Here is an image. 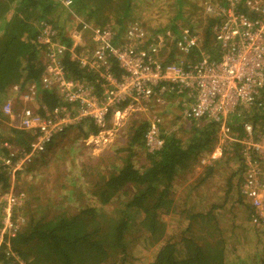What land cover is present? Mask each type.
Segmentation results:
<instances>
[{"label": "trees", "instance_id": "1", "mask_svg": "<svg viewBox=\"0 0 264 264\" xmlns=\"http://www.w3.org/2000/svg\"><path fill=\"white\" fill-rule=\"evenodd\" d=\"M71 1L72 5L66 8L60 4V0H0V109L11 96L12 86L19 85L21 89L26 84L38 86L44 72L41 49L37 43L39 22L46 21L51 24L57 31L58 42L69 47L71 41L66 35L64 26L59 25L56 18L52 17L57 11H70L76 15L78 13L80 17L87 20L86 22L100 28H105L109 21L110 28L115 33L113 35L115 39L124 31V22L134 19L132 15L134 0H118L112 18L114 20H108L106 17L101 24H98V18L105 12L104 6H111L114 0ZM91 1L92 4L89 5ZM211 1L214 2L213 4L220 5L216 3V0ZM244 1L241 2V9ZM223 3L224 1L221 0V4ZM136 8L140 9L139 5ZM244 12L247 13L248 9ZM69 21L72 22L70 17ZM219 22L216 17L209 18L207 31L202 34L203 49L211 55V58L217 56L214 43L211 41L212 28ZM168 29L175 33L177 30L171 23L168 27L160 28L156 34ZM62 61L68 78L84 81L90 85L95 84L97 75L81 68L75 60L70 59L68 52L65 53ZM107 65L111 68L113 76L119 79L121 71L115 61L111 59L107 61ZM96 86L101 92L99 83H96ZM260 97L264 101V89ZM39 103L48 109H53L60 104V101L54 93L41 91ZM19 104L18 100H15L14 113L21 110L17 108ZM125 105L123 104L120 110ZM177 108L180 110L179 105ZM251 111L253 115L246 120L252 122L254 127L263 125L264 112ZM38 113L43 112L38 110ZM180 117L188 123L177 124L175 130L162 131L160 123L158 124V138L162 145L160 149L152 152H148L145 146V135L150 123L132 121L129 133L125 135L127 154L119 157L118 163L112 162V170L104 172L105 174L99 168L95 173L84 172L91 178V180L88 179L91 188L76 189L72 198L82 203L79 207L67 206L66 197H59L58 192L62 187H59L57 191L48 190L47 192L45 187L35 190L32 183L26 185V197L23 199L21 208L15 209V213L19 210L26 222L19 227L14 237L4 238L0 246V264H17L13 257H8L5 253L8 248L24 264H129V262L137 261L133 259L132 251L129 252L134 243L138 242V238L132 239L130 234L137 226L143 235L140 245L145 252H149V248L152 249L149 254L150 264H264V249L262 257L256 254V259L248 260L249 257L242 258L237 255L236 246H228L224 243L221 237L222 229L217 228L224 220L213 210L205 213H189V223L181 236L182 246L170 239H165L166 226L160 216L163 211L168 214L174 210L175 178L192 171V168L199 164L201 156L213 149L220 126L218 122H207L203 119L189 120L182 114ZM0 119L10 122L1 111ZM82 124L83 122L77 126V129L84 137L89 133H97L98 127L93 122L84 121V125H89V133L81 126ZM227 124L232 131L242 135L240 118L230 115ZM9 131L11 138L0 135V154L9 153L7 149L1 147L3 142L18 148L21 153H29L36 135L15 127H11ZM139 146L147 151L145 155L147 165L136 168L132 163V157ZM235 146L237 148L232 149V156L228 157L227 161H233L239 166L237 165L238 168L233 170V174L227 179L229 187L233 178L236 177L237 181L241 182L245 176L244 161L239 150L241 147L238 144ZM19 157L16 155L10 159L15 161ZM213 169V166L206 168L207 177ZM99 172L100 175H98ZM8 173L6 165L0 164V186L3 191L9 188ZM205 178L204 176L198 182L201 184ZM49 194L59 197L56 198L58 208L40 215L37 211H28L37 202L34 196L41 200L42 195V199L48 202L44 205V210H51L54 201ZM238 195L237 202L245 205L247 210L245 219L251 221L254 211L240 191ZM106 205H111V211L103 209ZM234 217L237 218V216ZM11 218L16 221L15 214ZM135 219L139 221L137 225L134 223ZM192 227L194 229L200 227L210 234L218 232L219 240L209 241L202 236L190 237ZM261 232L264 233V228Z\"/></svg>", "mask_w": 264, "mask_h": 264}, {"label": "built area", "instance_id": "2", "mask_svg": "<svg viewBox=\"0 0 264 264\" xmlns=\"http://www.w3.org/2000/svg\"><path fill=\"white\" fill-rule=\"evenodd\" d=\"M223 1L221 4L220 0V5L208 3L204 7L209 18L216 17L220 21L212 28L211 35L217 52L215 58L203 49V37L189 29L149 34L141 24L135 23L124 29L121 38L115 39L110 26L88 25L70 13L71 23L80 35L90 33V47L75 54L78 47L74 52L73 36L79 39L78 31L66 33L71 41L66 47L56 39L57 31L53 26L41 21L37 43L44 72L38 86L26 84L23 89L19 85L12 86L11 96L0 111L10 123L17 122L15 128L34 131L36 137L31 149L37 148L39 152L52 139L86 120L98 129L103 128L106 120L117 115L123 104L126 105L122 110L140 109L147 104L165 109L170 99L177 100L184 118L218 122V141H234L240 145L245 176L239 191L254 211L253 222L264 228V123L254 127L246 120L253 115L251 110L264 112V101L260 97L264 88V1L245 0L242 9V0ZM60 4L69 8L72 1L60 0ZM247 9L248 12H244ZM66 52L81 68L97 75L94 85L67 77L62 61ZM111 59L121 71L119 79L107 65ZM41 91L54 93L60 104L53 109L41 105ZM15 100L24 104L17 113L13 111ZM38 110L43 113L39 114ZM230 115L240 118L242 135L228 126ZM159 123L154 117L148 126L145 135L148 152L161 148ZM4 146L10 153L9 159L25 154ZM22 197V193L8 195L7 208L0 209V246L5 237H14L19 229L11 212ZM5 253L17 264H24L9 248Z\"/></svg>", "mask_w": 264, "mask_h": 264}, {"label": "rangeland", "instance_id": "3", "mask_svg": "<svg viewBox=\"0 0 264 264\" xmlns=\"http://www.w3.org/2000/svg\"><path fill=\"white\" fill-rule=\"evenodd\" d=\"M263 1L264 0H258L257 2L261 3ZM219 2L220 0H216V3ZM208 3L213 4L214 2L211 0H134L132 8L134 19L125 21L124 29L131 24L137 23L139 25L141 24L143 29L149 34H153L160 28L168 27V25L172 23L176 29H189L199 34V36H202V34L207 31L209 18L204 12V7ZM91 4L92 1L89 5ZM116 4H118V0H114L111 6H104L105 12L98 18V24H101V21L106 17H108V20L113 18ZM138 5L140 9L143 7L141 12L140 9L136 8ZM72 13L75 14L74 12ZM69 14L70 11H57L52 17L56 18L59 25L64 26L67 34L78 31L77 34H79L78 36L80 38L76 39L75 35L73 36L75 40L73 45L74 52L78 47L76 49L77 52H75L76 54L90 47L88 41L90 39V33L86 31L87 33L85 32L84 35L81 33L80 35L79 30L76 29L73 23H70ZM76 16L83 23L95 26L94 24L86 22L87 20L80 17L78 13ZM109 24L108 21L106 25L110 26ZM122 33L119 35V38L122 37ZM176 101L177 100L174 99L171 100L169 107L165 109L147 104L142 105L140 109L139 107H132L128 110H120L118 115H113L106 120L103 128L96 129V134L89 133V125H84L83 122L81 126L88 131L89 134L87 136L84 137L79 132L77 129L78 125L73 126L57 136L55 138L57 141L55 142V140H53L43 151L37 152V148L36 150H34L35 148L31 149L29 153L23 154L15 161L9 159L8 156L10 153L7 155L0 154V164L6 165L9 171L8 190L3 191L0 186V209L1 207L7 208L5 205V198L8 197V195L22 193L23 197L12 206L11 216L15 214L17 225H19V227L23 225L26 221L19 213V207L26 197V185L31 183L35 190L45 187L47 192L48 190L57 191L59 187H62L60 189L61 191L58 192L59 197H66L67 206L79 207L82 203L72 198L77 191L76 189H78V187H84V189L91 188L89 185V180H91V178L85 175L84 172L95 173L99 168L100 171L105 174L109 170H112V162L118 163L119 157L127 154L125 150L127 146L125 135H128L132 121H147L150 123L154 117H157L162 131L175 130L177 124L186 125L185 123H188L180 117V110L177 108ZM18 102L20 104L17 105V108L22 109V101ZM34 109H36V106ZM194 124L197 125L198 123ZM11 127H15L14 123L12 124L9 121L0 119V135L5 138H11L12 135L9 131ZM25 131L31 135H33L34 132L33 130ZM182 136L184 137V133H182ZM235 144L238 143L234 141L221 143L216 138L213 149L201 156L199 164L195 165L192 171L175 178L173 183L174 210L172 213L168 214L163 211L160 216L161 221L166 226L165 239H170L172 242L182 246L181 236L189 223V213H205L213 210L215 214H219L223 217L221 219L224 221L220 222L217 228L222 229L221 237L225 244L227 243L228 246H236L235 251L237 255L242 258L245 256L249 257L248 260L256 259V254H258V257H262L264 233L261 232V230L263 227L261 228V226L255 224L253 220L247 221L245 219L247 213L245 205L237 202L241 182L237 181L235 177L230 183L231 187H229L227 183V179L233 174V170H236L239 166L233 161H227V158L232 156V149L236 147ZM4 145L10 146L8 142H3L1 147H5ZM18 150V148H11L12 152ZM135 151L136 154L132 157L134 166L140 168L147 165L145 157L147 151L140 146L137 147ZM210 166H213L214 169L207 177L206 168ZM100 174L99 172L98 175ZM204 176L206 178L200 184L198 181ZM42 196L41 200L34 196L37 202L36 204L33 202L35 206L30 208V210H28L29 212L37 211L39 212L38 215H40L54 211L55 208L59 207V204L56 203V198L59 197L49 194L52 201H54V206L51 210H44V205L48 202H45ZM213 207H215V209H213ZM16 208L19 210L15 213ZM103 209H106L105 211H111L112 207L111 205H106ZM234 216H237V218L235 219ZM25 217L28 218L29 216ZM138 222L139 221L135 219L134 223L136 225ZM190 231V237L195 236L198 238L202 236L209 241L212 239L219 240L218 232H211L210 234V232L200 227L196 229L192 227ZM130 234H132V239L138 238V242H135L134 246L129 250V252L132 251L131 255L133 259H137V261L129 262V264H150L149 254L152 249L149 248V252H145L142 245H140L143 236L142 231L137 226ZM231 257H233L232 254Z\"/></svg>", "mask_w": 264, "mask_h": 264}, {"label": "clouds", "instance_id": "4", "mask_svg": "<svg viewBox=\"0 0 264 264\" xmlns=\"http://www.w3.org/2000/svg\"><path fill=\"white\" fill-rule=\"evenodd\" d=\"M263 89H264V88H263ZM55 138H56V137H55ZM55 138L52 139V141L55 140ZM52 141H51V142H52ZM56 141H57V140H55V142H56ZM51 142H50V143H51ZM50 143H48V144L46 145L45 149L48 147V145H49Z\"/></svg>", "mask_w": 264, "mask_h": 264}, {"label": "bare ground", "instance_id": "5", "mask_svg": "<svg viewBox=\"0 0 264 264\" xmlns=\"http://www.w3.org/2000/svg\"><path fill=\"white\" fill-rule=\"evenodd\" d=\"M118 115V114H117Z\"/></svg>", "mask_w": 264, "mask_h": 264}]
</instances>
